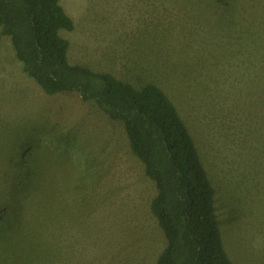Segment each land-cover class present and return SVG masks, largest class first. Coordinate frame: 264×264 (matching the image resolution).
I'll use <instances>...</instances> for the list:
<instances>
[{
	"label": "rangeland",
	"instance_id": "obj_1",
	"mask_svg": "<svg viewBox=\"0 0 264 264\" xmlns=\"http://www.w3.org/2000/svg\"><path fill=\"white\" fill-rule=\"evenodd\" d=\"M226 2L59 0L73 23L59 33L70 64L168 95L229 260L264 264V0ZM156 193L122 123L76 93L45 94L0 32V264L39 242L40 264H155Z\"/></svg>",
	"mask_w": 264,
	"mask_h": 264
},
{
	"label": "trees",
	"instance_id": "obj_2",
	"mask_svg": "<svg viewBox=\"0 0 264 264\" xmlns=\"http://www.w3.org/2000/svg\"><path fill=\"white\" fill-rule=\"evenodd\" d=\"M60 30L72 31L73 23L59 0H0V32L9 36L23 72L45 94L76 93L122 123L133 155L157 191L150 210L166 245L155 264H232L223 247L214 188L174 103L154 84L136 89L111 74L70 64L69 43ZM239 69L244 74L248 68ZM42 247L17 243L9 264H40Z\"/></svg>",
	"mask_w": 264,
	"mask_h": 264
}]
</instances>
